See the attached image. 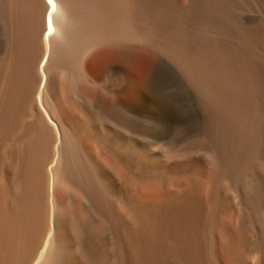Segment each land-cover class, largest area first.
I'll use <instances>...</instances> for the list:
<instances>
[{"label": "bare ground", "instance_id": "6f19581e", "mask_svg": "<svg viewBox=\"0 0 264 264\" xmlns=\"http://www.w3.org/2000/svg\"><path fill=\"white\" fill-rule=\"evenodd\" d=\"M0 264H264V0H0Z\"/></svg>", "mask_w": 264, "mask_h": 264}, {"label": "rangeland", "instance_id": "374dc122", "mask_svg": "<svg viewBox=\"0 0 264 264\" xmlns=\"http://www.w3.org/2000/svg\"><path fill=\"white\" fill-rule=\"evenodd\" d=\"M255 11V7L250 5L249 2H244L240 6V12H242L246 16H254V14L256 13Z\"/></svg>", "mask_w": 264, "mask_h": 264}, {"label": "snow or ice", "instance_id": "6c2138e0", "mask_svg": "<svg viewBox=\"0 0 264 264\" xmlns=\"http://www.w3.org/2000/svg\"><path fill=\"white\" fill-rule=\"evenodd\" d=\"M49 3H51V0H49Z\"/></svg>", "mask_w": 264, "mask_h": 264}]
</instances>
